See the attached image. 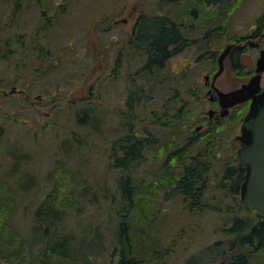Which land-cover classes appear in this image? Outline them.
<instances>
[{
  "label": "rangeland",
  "instance_id": "obj_1",
  "mask_svg": "<svg viewBox=\"0 0 264 264\" xmlns=\"http://www.w3.org/2000/svg\"><path fill=\"white\" fill-rule=\"evenodd\" d=\"M141 12L168 17L187 40L165 68L152 73L143 70L142 52L128 45ZM46 18L51 23L43 28ZM0 34L8 49H21L26 57L0 59V264H38L41 244L27 239L40 219L35 211L47 201L58 232L75 238L72 261L111 264L109 255L118 246L114 211L127 208L111 149L128 133L121 124L133 120L136 130L151 131L166 141L165 153L185 145L188 127L208 120L204 76L217 71L226 45L244 46L241 65L226 58L215 85L224 92L255 75L264 50V0H0ZM33 47L49 56L41 63L32 59ZM131 89L139 93L140 107L130 114ZM85 108L93 119L81 124L77 119ZM245 108L220 118L223 127L236 125L224 137L240 135ZM167 117L176 121L169 124ZM156 147L147 155L151 162L142 160L132 175L139 197L126 224L135 245L156 244L155 264H218L229 255L222 228L231 215L221 210L193 215L179 196L167 193L174 162L162 168L164 156L155 155ZM217 201L223 209L230 205ZM251 263L264 264V250L253 254Z\"/></svg>",
  "mask_w": 264,
  "mask_h": 264
},
{
  "label": "trees",
  "instance_id": "obj_2",
  "mask_svg": "<svg viewBox=\"0 0 264 264\" xmlns=\"http://www.w3.org/2000/svg\"><path fill=\"white\" fill-rule=\"evenodd\" d=\"M18 7L15 1L14 9ZM50 23V18H46L41 27H48ZM134 28L133 34L128 38V45H133L137 51L142 52V55L145 56L143 64L144 71L152 73L155 70H162L173 56L179 54L187 47V40L183 37L180 26L166 16L148 15L141 12L135 21ZM0 44L2 45V47L0 46V59H4L2 50H4V52H9V49L7 47L8 42L4 39L3 34H0ZM17 55L18 54L15 53V56ZM44 56H49L48 50L43 54V50H41L40 47H33L31 49L30 57H32V59L39 61V59ZM41 67L42 66H40V69ZM138 96L139 93L131 89L126 99V106H129V108L132 105L138 107V105H140L138 103L139 101L136 100ZM82 110V116L77 120L79 123L85 124L90 120V111H88V108ZM241 111L242 110L239 109V112ZM167 118V123L169 124H173V121H176L172 119L169 121V117ZM231 122L234 124L233 121ZM178 138L179 135L177 139ZM144 144L143 141H135L126 149V153L119 157L118 162L114 165L122 171V174L118 176L116 181L120 189V197L123 202L127 204V208L126 211H120L118 207V209L114 211L116 218L119 220L116 226L118 246H114L111 255H109L112 257L111 264H155V262L160 259V255H157L159 252L155 249L156 244L150 246L144 245L137 239L143 248H140V245H135L133 236L130 234L132 231H129L126 224V220L128 221L131 218V214L128 213H131V210H133V203L137 197L133 176L136 175V173H134L136 166L143 160L140 146H144ZM150 145H154V140L150 141ZM176 155V151L167 153L165 160H163L162 168L166 169L170 162L173 163L176 159ZM210 169L213 173L211 177L214 180L215 196L220 192L219 195L221 199H224V201L229 200L230 205H226L225 209L216 204H214V206L200 205L198 207L184 208L191 211V213L193 212V215H199L210 210H221L231 215L228 225L222 228V232L228 239L226 246L229 255L218 264H252L251 256L264 250V218L256 216L254 211L247 210L240 203L237 204L236 200H233L235 199V189L242 181V173L238 165L232 162L231 165L223 167L215 164L213 167H210ZM219 169L222 173L221 175ZM176 170L175 168L168 169V172L170 171V190L167 193H170L171 196H179L180 199L188 197L190 192H195L196 186L201 188L202 184L205 182V175L208 172V169L204 167V165L201 166L199 163L196 167L194 165L185 167L182 172H177ZM142 183L146 185V182L143 181ZM203 192L204 191L198 189L196 195L200 196ZM226 195L231 198H226ZM165 197L167 199L168 194H166ZM221 199L218 201L220 202ZM52 201L56 204L55 199H52ZM216 201L217 197L215 202ZM241 211H245L247 214L239 215L238 212ZM122 212L126 213L122 214ZM34 215L36 216L35 218L40 219L38 223L32 224L33 231L30 233L28 239H26L41 244V248L38 250L36 256L37 263L63 264L64 262V264H82L78 261L71 260L70 255L72 254L75 256V238L70 232H58V226H56L57 221H55L56 219L54 216L55 212L49 204V201H47L45 205L42 204L39 206ZM113 231H115V228ZM158 241L159 240H157V242ZM148 254L152 255L151 259L147 257ZM87 256L91 257V254L88 252Z\"/></svg>",
  "mask_w": 264,
  "mask_h": 264
},
{
  "label": "flooded vegetation",
  "instance_id": "obj_3",
  "mask_svg": "<svg viewBox=\"0 0 264 264\" xmlns=\"http://www.w3.org/2000/svg\"><path fill=\"white\" fill-rule=\"evenodd\" d=\"M134 24H133L132 32L130 36L133 34L135 30ZM254 35L258 36V34L256 33V34L251 35V37ZM228 45H231V50L226 56V58H229L230 61H232V63L235 64L234 67H240L238 66V64L241 65V59H242L241 53L243 51L242 49L244 46L242 44H237V45L228 44ZM248 45L252 47H258L259 42L249 41ZM2 51L3 53L2 52L1 53L3 57H8V54L15 56V53L20 56L25 57L24 53L21 52V49H18L17 51L9 49V52L8 51L4 52V50ZM120 55L121 54H119V56ZM255 68H256V61H255ZM255 68L252 72L250 71L251 74H255ZM206 76H208L209 78L205 79V76H204V85L206 86L205 95L208 96V100L211 104L209 110L207 111L208 120H203L202 122L198 121L197 123L195 122L188 127V133L186 135L187 137H185L186 138L185 140L186 142L184 143L185 145L175 150L177 152V155L175 157L176 158L175 161H173L174 162L173 165L171 166L172 168L177 169L176 170L177 172L178 171L182 172L183 169L189 165H194L196 167L198 163L201 164V166L204 165V167L208 169V172L205 175V182L202 184V187L201 188L197 186L195 187L196 191L200 189L201 191H204V192L200 194V196L196 195V191L190 192L188 197L181 198L183 207H198L200 205L201 206L202 205L203 206H214L215 200H216L215 190H214L215 186H214V180L211 177L213 176V173L212 171H210L211 170L210 167H213L215 164L223 167V166L231 165V162L239 166L237 150L245 144V140L247 139L246 135H244L241 130V125H242V119L248 111L250 100L244 103H241L239 105H236L235 107L230 108L228 111V114L225 117L220 116L219 114H220L221 107L219 105V101L214 91V88H217L218 90L220 89L215 85L216 80L214 82L212 81L213 74L211 77L209 75H206ZM263 76H264V70L262 71L261 78H260V87H261L260 92L264 91V84H261L263 81ZM248 80L244 84H246ZM242 85H240L239 87H241ZM239 87L228 90V91H224V92H229V91L238 89ZM14 91H15V88L10 90L11 93H13ZM240 106L241 107L246 106L245 114L239 121L240 125L238 126V129H239L240 135H234L233 136L234 140H231V138L224 137V133L226 132V130L230 131L231 130L230 128L233 129L236 125H234L235 123L234 124L228 123L227 126L223 127L225 121L220 120V118H226L228 115L231 114L232 109L240 107ZM139 107L140 105H138V107H135V105H132L130 108L128 106L127 110L131 114L136 108H139ZM179 112L180 110L178 109V112L175 114L177 115V117H179ZM209 112H211L210 117H209ZM165 115L166 113L164 112L163 117ZM161 116L162 115L156 114V118L158 119L159 117L161 118ZM130 117L133 118V115ZM132 121L133 120L127 121L121 124V126L127 127L128 133H126V135H124L123 137L118 136L117 139L114 141V145L111 148L113 151V154H112L113 158H117V161H118L119 157L124 155L126 153V149H128L135 141L136 142L143 141L145 144L144 146H140V150H141L142 158L144 161L148 160L151 162V159L147 157V155H149V151L153 150V147H155L156 145H159V148L156 147L157 148L156 150L158 152H154L155 155L164 156L163 160H165L166 154H167L164 152L166 151V141L164 142L163 140L162 142L161 139L157 138V136H152L151 131L147 130L146 128L143 129L142 131L136 130L133 125L138 124V123L132 122ZM152 140H154V145H150V141ZM239 167L242 173V181L240 185L235 189V199H233V200H236L237 204L238 203L241 204L240 202L241 186H242L245 174H246V170L241 166ZM226 198L230 199L231 197L226 195Z\"/></svg>",
  "mask_w": 264,
  "mask_h": 264
},
{
  "label": "water",
  "instance_id": "obj_4",
  "mask_svg": "<svg viewBox=\"0 0 264 264\" xmlns=\"http://www.w3.org/2000/svg\"><path fill=\"white\" fill-rule=\"evenodd\" d=\"M231 45L224 48L217 58L218 68L212 76L214 82L224 70V60ZM264 70V50L256 60L255 75L238 89L223 92L214 88L219 105L220 116L228 114L230 108L250 100L247 113L242 119L241 130L247 139L237 150L239 166L246 170L241 186L240 202L256 216L264 218V91L260 92V78ZM205 76V79H208ZM213 86V85H212ZM211 112H209V117Z\"/></svg>",
  "mask_w": 264,
  "mask_h": 264
}]
</instances>
